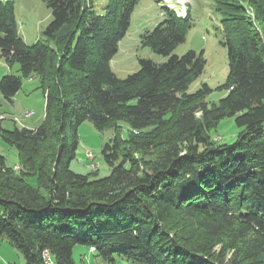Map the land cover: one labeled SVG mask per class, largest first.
Returning a JSON list of instances; mask_svg holds the SVG:
<instances>
[{"label":"trees","instance_id":"trees-1","mask_svg":"<svg viewBox=\"0 0 264 264\" xmlns=\"http://www.w3.org/2000/svg\"><path fill=\"white\" fill-rule=\"evenodd\" d=\"M43 1L52 21L29 45L14 0H0V56L22 74L5 75L0 94L12 102L23 78L35 77L46 101L35 129L6 130L0 120L21 167L0 155V237L24 264H43L45 250L55 264H76V245L111 263L118 255L140 264H264V0H213L229 73L221 86L228 93L212 107L208 84L189 92L205 70L204 52L174 54L186 41L189 9L181 17L163 7L164 20L142 36L167 60L140 59L139 71L120 79L111 60L139 0H107L99 10L93 0ZM225 118L241 128L234 144L211 135ZM86 121L115 133L102 148L110 167L103 178L67 164ZM151 151L158 155L147 159Z\"/></svg>","mask_w":264,"mask_h":264},{"label":"rangeland","instance_id":"rangeland-1","mask_svg":"<svg viewBox=\"0 0 264 264\" xmlns=\"http://www.w3.org/2000/svg\"><path fill=\"white\" fill-rule=\"evenodd\" d=\"M179 1L181 3H176V0H139L133 12L127 35L119 43L118 52L111 60V68L120 79H124L129 74L139 71L140 59H151L157 63H163L167 60V57L155 53L149 46H143L142 36L152 31L164 20L165 9L163 7H169L171 2H175V11L180 15L184 16L189 9L190 26L187 29L186 41L177 46L174 54L182 56L191 50L197 53L203 51L207 62L205 70L190 86L189 92H196L203 83H206L212 91L204 102L208 103L209 107L218 105L220 99L228 93L227 90L221 89V86L226 83L229 73L228 50L222 44L224 41L221 25L222 16L216 11L213 0ZM93 3L95 8L99 10L102 5L107 3V0H93ZM14 5L19 34L23 40L31 45L38 39H43L45 37L44 31L52 21L51 9L47 4L43 0H14ZM244 5L249 9L245 1ZM249 13H253L252 10ZM8 74L22 76L20 66L18 63L8 64L0 56V80ZM45 103L39 79L23 78L22 88L12 102L4 100L0 94L2 127L6 130H13L15 127L35 129L44 120ZM26 112H31L32 116L24 118L23 115ZM200 116L201 112H198L197 117ZM120 125L121 135L127 139L132 133L131 128L124 122ZM240 131L241 128L235 124L233 118H225L217 128L211 131V135L215 141L220 143L234 144L238 140ZM114 134L112 129L99 131L92 122H84L78 129V143L74 157L67 159L69 168L78 174L90 175L91 178L108 176L110 167L103 157L102 148L114 137ZM69 138L72 144L75 140L70 130ZM88 152L93 154L92 158L87 155ZM0 155L5 157L8 166H20L17 149L6 144L1 137ZM157 155L156 151H151L146 157L152 159ZM94 171L97 172L93 173ZM29 182L31 185H36L35 179H30ZM178 219L180 220V218ZM228 236L224 234V240H227ZM91 252L86 246L76 245L73 250V258L76 264H140L118 255L115 256V261L111 263ZM0 258L2 259L0 264H22L24 261L22 254L8 242L2 244Z\"/></svg>","mask_w":264,"mask_h":264},{"label":"bare ground","instance_id":"bare-ground-1","mask_svg":"<svg viewBox=\"0 0 264 264\" xmlns=\"http://www.w3.org/2000/svg\"><path fill=\"white\" fill-rule=\"evenodd\" d=\"M90 156H91L90 158H92L93 157V154L90 153ZM14 170L16 172H20L21 171V167L20 166H16L14 168ZM93 252H95V249L93 250ZM44 254H45L46 259H48V264H55L54 259H53L52 255H51V252L49 250H45L44 251V253H43V261H44Z\"/></svg>","mask_w":264,"mask_h":264},{"label":"built area","instance_id":"built-area-1","mask_svg":"<svg viewBox=\"0 0 264 264\" xmlns=\"http://www.w3.org/2000/svg\"><path fill=\"white\" fill-rule=\"evenodd\" d=\"M30 116H32V113L31 112H26V113H24V115H23V117L24 118H29ZM0 120H3V119H0ZM89 157H91L90 156V152H88V154H87ZM13 168H15V167H13ZM91 249V251L93 252V250L95 249V248H90ZM44 253V252H43ZM43 264H48V259H46V257H45V254H44V261H43Z\"/></svg>","mask_w":264,"mask_h":264},{"label":"crops","instance_id":"crops-1","mask_svg":"<svg viewBox=\"0 0 264 264\" xmlns=\"http://www.w3.org/2000/svg\"><path fill=\"white\" fill-rule=\"evenodd\" d=\"M32 78H35V77H32ZM5 242H7L6 239L4 237H0V248H1L2 244H4ZM89 251L91 252L90 248H89ZM91 253L94 254L93 252H91ZM1 261H2V259L0 258V263H1ZM22 264H24V261Z\"/></svg>","mask_w":264,"mask_h":264}]
</instances>
